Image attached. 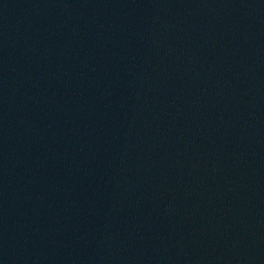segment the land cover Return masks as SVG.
I'll return each mask as SVG.
<instances>
[{
	"label": "water",
	"instance_id": "obj_1",
	"mask_svg": "<svg viewBox=\"0 0 264 264\" xmlns=\"http://www.w3.org/2000/svg\"><path fill=\"white\" fill-rule=\"evenodd\" d=\"M0 264H264V0H0Z\"/></svg>",
	"mask_w": 264,
	"mask_h": 264
}]
</instances>
